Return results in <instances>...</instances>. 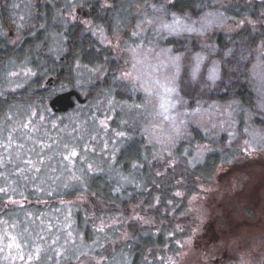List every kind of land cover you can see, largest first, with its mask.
<instances>
[{
	"label": "rangeland",
	"instance_id": "obj_1",
	"mask_svg": "<svg viewBox=\"0 0 264 264\" xmlns=\"http://www.w3.org/2000/svg\"><path fill=\"white\" fill-rule=\"evenodd\" d=\"M254 3L258 8L255 16H261V25H264V0H208L196 15L182 14L180 17L200 20L211 13L215 22L203 34H181L188 37L180 39L177 61L171 56L172 47L162 49L163 52L154 48L161 46L154 31H150L149 37L137 36L127 44L131 49L137 46V53L123 47L124 39L135 31L132 26L123 27L124 22L128 25L133 20L129 17L132 12L129 5L133 2L122 4L123 19H116L113 24L120 27L109 28L114 33L109 35L105 28L93 22L91 14L94 4L101 11L112 8L113 0H13L12 14L3 29L11 46L21 42L25 34L35 31L34 22L42 15L41 27L48 29L50 54L56 60L66 49L63 32L72 25L80 27L82 37H89L95 45L109 51L111 59L103 74L77 66L74 86L59 87L60 91L75 89L88 99L87 104L76 103L65 113L53 112L48 102L40 110L21 105L9 110L0 120V180L9 186L14 177L23 180V165L27 168L25 171H32L29 161L41 157L39 174L34 172L41 187L49 185L58 189L79 185L76 181L79 176L89 169L99 170V163L105 168L113 165L125 143L118 138L126 135L125 127L140 119L137 112L141 110V122L154 138L170 137L172 140L175 137L190 142L197 135L193 131L208 134L207 140L193 144L194 149L188 154L195 163L214 150L228 158L225 164L216 167L211 181L189 198L185 214L192 216L194 228L169 263L264 264V39L251 40L262 30L249 15L240 13L247 7L252 8ZM45 8L52 13L48 24L44 18ZM83 12H87L86 17ZM234 13L239 19L229 17L236 15ZM172 15L166 11L156 13L157 27L161 28L162 21H170ZM245 27L249 34L238 36ZM160 33L172 39L181 36L169 35L162 28ZM214 33L220 34L223 42L216 43ZM137 56L142 57V61ZM176 63L177 76L172 73ZM197 63L199 69L194 75ZM157 69L161 70L159 78L152 73ZM137 72L142 75L143 90L152 97L148 111L154 119L147 110L143 111L146 105L143 99L116 102L118 97H126L129 83L137 82ZM35 75L25 63L10 62L0 69V96L20 90ZM98 84L102 89L96 88ZM243 90L251 93V106L247 109L239 105V94ZM92 108L94 110L89 113ZM232 108L236 111L229 114ZM240 110L246 111L242 118ZM240 118L243 120L241 128ZM117 119L123 127L120 132L112 122ZM48 123L65 125L67 132L60 134L53 146L43 151L45 158L41 150L48 138L42 126ZM184 123V130L177 128ZM71 127L78 130L75 128L73 132ZM165 151V157L160 160L161 169L153 168L155 174L174 171L179 164L175 147ZM13 158L21 165L14 164ZM71 214L66 208L48 209L45 215L39 212L35 217L25 218L21 232L3 230L0 234L1 261L5 264H59L61 257H80L85 246L82 239L70 232L75 222ZM49 227L52 230L45 234ZM53 229L58 234H54ZM41 232L45 235L38 236Z\"/></svg>",
	"mask_w": 264,
	"mask_h": 264
},
{
	"label": "trees",
	"instance_id": "obj_2",
	"mask_svg": "<svg viewBox=\"0 0 264 264\" xmlns=\"http://www.w3.org/2000/svg\"><path fill=\"white\" fill-rule=\"evenodd\" d=\"M12 1L0 0V69L16 61L25 63L36 75L20 90L0 96V120L15 105L40 110L43 104L49 102L54 95L64 92L58 90L59 87L74 86L77 66H86L103 74L107 71L111 59L109 51L95 45L89 37L86 39L82 37L80 27L72 25L63 32L66 49L60 59L56 60L50 54L47 40L48 29L41 27L44 20H42V15L34 22L35 31L25 34L21 42L14 47L11 46L3 34V29L5 21L12 14L10 8ZM126 1L133 2L129 5L132 10L129 17L133 20L128 22V25L123 20L126 25L123 27L132 26L135 31H131L124 39L123 47L137 53V46L131 49L127 47V44L137 36L149 37L150 31H154L161 45L154 48L163 52L162 49L172 47L171 56L177 57L176 52H180L178 49L180 39L188 36L181 35L174 39L162 36L161 28L156 24L157 17L160 15L156 17V13L166 11L179 17L184 13L189 16L196 15L208 0H113L112 8H105L101 11L94 4L95 7H92L91 14L93 22L105 28L106 34L113 35L114 33L108 29L120 27L119 25L114 27L113 24L116 19H123L120 11L123 9L122 4ZM134 8H137L135 13ZM257 9V4L254 3L252 8L247 7L240 12L249 15L250 19L254 20L262 30L261 34L251 38L252 41L264 39L262 17L255 16ZM43 11L45 23L48 24L52 20V13L47 8ZM222 12L226 14L225 9H222ZM236 13L239 14L238 11ZM237 14H231L229 17L239 19L240 16ZM142 31L148 32L147 35L140 34ZM242 33L248 35L249 31L245 27V30L239 32L238 36ZM213 39L216 43L223 42L220 34L217 33H214ZM138 57L142 61V57ZM176 66L177 63L172 71L173 75L177 74ZM159 71L161 70L157 69L152 73L159 78ZM157 78L154 79L159 82ZM50 79L52 80L51 85L48 83ZM143 83L141 73L137 72V82L129 83L126 88V97H116V102L143 99L146 101V105L141 102L144 105L143 111L147 110L153 118L154 115L148 111V104L152 97H148L150 94L143 90L145 89ZM98 87L101 88L100 84L96 88ZM250 94L246 90L239 94V105L243 109L251 106ZM105 95L107 96V93ZM111 96H115L113 91ZM87 102L88 99L85 97L83 104ZM92 110L94 109L92 108L89 113ZM139 111L142 113L141 110ZM232 111L236 109H229V114H232ZM240 112L241 118L246 115L245 110H240ZM139 113L137 112L140 119L138 121L135 119L125 127L126 135L118 138L125 143L115 157L113 165L105 168L99 163L97 166L99 170L89 169L81 177L79 176L80 179L76 180L79 185L70 188L60 186L58 189L49 185L41 187L35 179V174H39L40 162L43 160L41 157L29 161L32 164V171H25L27 168L23 165L25 176L23 180L14 177L10 186L0 180V234L3 230L21 232V223L25 221V218L35 217V214L39 212L45 215L48 209L57 210L61 207L66 208L69 214L72 213L71 216L75 222L70 232L79 240L82 239L85 249L76 259L61 257L59 264H170L169 260L178 254L180 244L191 235L194 228V221L190 220L192 216L185 214L188 213L189 198L198 194L200 188L211 181L216 167L225 164L228 158L214 150L207 153L202 161L195 163L188 154L194 149L193 144L206 141L208 134L204 131H193L192 133L197 135L190 142L175 137L172 140L170 137L154 138L146 132ZM241 118L239 128L243 124ZM87 119L90 121L88 115ZM119 119L122 121L121 117ZM119 119L112 122L120 132L123 127L119 125ZM177 123L178 120L175 123L176 126ZM65 127L62 124L59 126L51 123L43 124L42 129L46 132L45 137L48 138V143L43 146L41 152L52 147L58 140L57 137L67 132ZM71 128L73 132L75 128L76 131L78 130L77 127ZM177 128L184 130L185 123L183 127ZM75 137L78 138V135L76 134ZM169 147H175L179 164L176 165L174 171L155 174L153 168L161 169L160 160L165 157V150ZM53 154L54 152L51 156L54 159ZM43 156L46 158L45 154ZM13 161L14 164H20L15 161V158ZM35 171L37 173L34 174ZM65 218L68 219L66 216ZM112 222H114L113 227L105 228ZM51 230L52 228L49 227L45 234H49ZM53 233L58 234L54 229ZM45 234L41 232L38 236ZM19 237L23 236L19 234ZM22 240L24 241V238ZM0 263L5 264L1 259Z\"/></svg>",
	"mask_w": 264,
	"mask_h": 264
},
{
	"label": "snow or ice",
	"instance_id": "obj_3",
	"mask_svg": "<svg viewBox=\"0 0 264 264\" xmlns=\"http://www.w3.org/2000/svg\"><path fill=\"white\" fill-rule=\"evenodd\" d=\"M214 22L215 21L212 18L211 13L207 14L205 17H203L200 20H192L190 17H178L175 14H173L170 21H162L161 28L169 35H181L183 33L203 34L208 29V27H210ZM174 59L178 61L179 57H175ZM198 69H199V64L197 63L196 67L193 69L194 75L196 71H198ZM173 90L174 89H169V91H173ZM161 107L165 108V111H167V108L165 107L164 104H162ZM73 155H75V153H73Z\"/></svg>",
	"mask_w": 264,
	"mask_h": 264
},
{
	"label": "water",
	"instance_id": "obj_4",
	"mask_svg": "<svg viewBox=\"0 0 264 264\" xmlns=\"http://www.w3.org/2000/svg\"><path fill=\"white\" fill-rule=\"evenodd\" d=\"M84 102L85 98H83L79 92L75 90H67L54 95L48 104L53 112L65 113L73 108L75 103L83 104Z\"/></svg>",
	"mask_w": 264,
	"mask_h": 264
},
{
	"label": "flooded vegetation",
	"instance_id": "obj_5",
	"mask_svg": "<svg viewBox=\"0 0 264 264\" xmlns=\"http://www.w3.org/2000/svg\"><path fill=\"white\" fill-rule=\"evenodd\" d=\"M79 9L77 10V12L79 13ZM83 16L86 17L87 16V12H83Z\"/></svg>",
	"mask_w": 264,
	"mask_h": 264
}]
</instances>
